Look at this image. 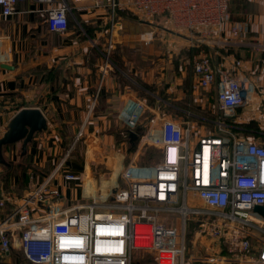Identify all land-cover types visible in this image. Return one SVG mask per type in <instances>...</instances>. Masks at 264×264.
<instances>
[{
	"label": "built area",
	"instance_id": "built-area-1",
	"mask_svg": "<svg viewBox=\"0 0 264 264\" xmlns=\"http://www.w3.org/2000/svg\"><path fill=\"white\" fill-rule=\"evenodd\" d=\"M85 1L0 0V19L33 2L48 30L62 34L69 30L71 3ZM231 2L95 0L91 7L109 8L111 26L123 11L151 23L164 17L168 30L183 34L190 47L252 50L261 57L259 86L240 72L241 60L229 70L214 66L206 52L194 57V88L216 90L213 118H201L210 128L151 118L138 131L136 105L126 124L141 143L158 150L155 167L130 164L108 194L83 184L89 203L62 210L54 175L21 197L0 189V259L15 249L30 264H264V216L255 212L264 207V145L243 134L239 115L258 87L264 91V42L250 38L249 17L232 19ZM154 37L147 33L146 42Z\"/></svg>",
	"mask_w": 264,
	"mask_h": 264
},
{
	"label": "crops",
	"instance_id": "crops-1",
	"mask_svg": "<svg viewBox=\"0 0 264 264\" xmlns=\"http://www.w3.org/2000/svg\"><path fill=\"white\" fill-rule=\"evenodd\" d=\"M94 2L71 3L70 27L62 34L48 30L43 18L34 13L41 6L33 2L19 5L18 14L0 19V127L5 134L11 119L27 108L39 109L47 120V130L35 135L26 153L22 143L3 151L0 189L21 197L54 175L61 210L85 201L83 183L90 181L97 189L109 184L112 176L105 168H110V162L105 159L129 133V105L133 110L141 106L138 131L146 129L151 118L202 131L210 128L201 118H213L216 90L194 88V57L206 52L214 66L229 70L241 60L240 72L259 86L261 57L252 50L190 47L183 34L159 28L158 23L168 27L164 17L151 23L123 11L111 26L109 8L95 9ZM230 7L234 21L252 18L250 38L264 42V0H232ZM136 22L142 29L134 28ZM147 33L155 36L151 42H146ZM254 96L256 103L241 113L258 119L264 114V91L258 87ZM3 163H9L10 170ZM70 174L82 179L67 180ZM20 254H9L2 264Z\"/></svg>",
	"mask_w": 264,
	"mask_h": 264
},
{
	"label": "rangeland",
	"instance_id": "rangeland-1",
	"mask_svg": "<svg viewBox=\"0 0 264 264\" xmlns=\"http://www.w3.org/2000/svg\"><path fill=\"white\" fill-rule=\"evenodd\" d=\"M158 24L160 26L159 28H166L165 30L167 31V27H165V25L161 23H158ZM133 26H135L134 28H138V29H142L143 27L139 25V23L137 22L135 24L133 23ZM254 103L256 102L253 100L251 106ZM251 106L247 107L246 109L248 110ZM245 113L246 111H244L243 114L241 112L239 113L240 120L245 122L244 124L246 125L248 129L258 132L256 133L257 136H253L255 134H249V136L253 137L254 139H258L264 145V114L262 117H258V119H256L257 117L256 118L250 117L248 112L246 114ZM128 135L126 134V136L124 137L123 144L117 147L110 154V156L105 159L106 162L107 161L110 162L108 165V167L110 168H105V170L108 171V173L112 176V179H108V181L110 180L109 184L102 186L106 194H108L112 190L113 186H115L118 180V175L120 171L128 167L130 164H134L135 166L140 167V168H144V167L152 168V167H155V165L160 161L161 155L158 152V150L153 147L144 145L140 141L136 143L134 148H131L130 143L128 141ZM81 147H83L82 144H81ZM98 177H100L99 174H97L96 178ZM101 177H102V174H101ZM93 178H95V176ZM105 179L102 181H105ZM86 183H88V185L86 184L88 188L93 187L89 184L90 181H87ZM86 203H89V199H85V201L77 203V205L86 204ZM137 257L140 258L139 255ZM9 264H28V263L25 262L22 255L20 254L19 256L15 255L14 257H12L11 263Z\"/></svg>",
	"mask_w": 264,
	"mask_h": 264
},
{
	"label": "water",
	"instance_id": "water-1",
	"mask_svg": "<svg viewBox=\"0 0 264 264\" xmlns=\"http://www.w3.org/2000/svg\"><path fill=\"white\" fill-rule=\"evenodd\" d=\"M7 66V65H3ZM8 67V66H7ZM12 69V68H11ZM133 105L127 108V117L131 114ZM47 130V120L43 113L37 108H27L20 110L8 124L6 133L0 138V162H3V150L5 146H13L22 143V150L27 151L28 144L31 143L36 134ZM130 142L137 141L135 132L129 131ZM255 212L264 216V207H255Z\"/></svg>",
	"mask_w": 264,
	"mask_h": 264
},
{
	"label": "trees",
	"instance_id": "trees-1",
	"mask_svg": "<svg viewBox=\"0 0 264 264\" xmlns=\"http://www.w3.org/2000/svg\"><path fill=\"white\" fill-rule=\"evenodd\" d=\"M247 8L250 10L251 9V7H250V4H248L247 3ZM123 14H125V13H123ZM121 15H122V13H121ZM132 15V14H131ZM131 17H133L134 19H136V17L135 16H131ZM69 27H70V22H69ZM244 129H245V131H243V134H245V135H249V134H255V135H253V136H257V134L256 133H258V132H256V131H253V130H251V129H248L247 127H246V125L244 124ZM129 134V133H128ZM128 141H129V143H130V138H129V135H128ZM137 143V142H136ZM135 143H130V146H131V148H134L135 147ZM11 146H5L4 147V150L3 151H5L6 149H9ZM4 164V166H6L9 170H10V168H9V163L7 164V163H3ZM13 252H15V253H20L18 250H15V249H12L11 250V252H10V254H12ZM2 260L3 259H0V264H2Z\"/></svg>",
	"mask_w": 264,
	"mask_h": 264
}]
</instances>
